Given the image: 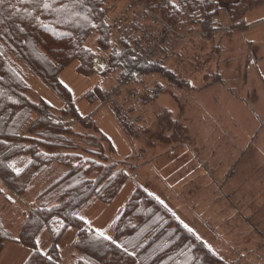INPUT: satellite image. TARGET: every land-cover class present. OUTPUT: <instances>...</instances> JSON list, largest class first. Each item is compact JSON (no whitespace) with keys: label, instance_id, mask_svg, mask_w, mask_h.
<instances>
[{"label":"rangeland","instance_id":"374dc122","mask_svg":"<svg viewBox=\"0 0 264 264\" xmlns=\"http://www.w3.org/2000/svg\"><path fill=\"white\" fill-rule=\"evenodd\" d=\"M174 2L178 15L176 21L167 23L137 0H104L112 24L140 26L141 31L134 35L144 41L143 28L154 37L160 32L168 36L157 59L173 77L166 78L167 72L152 73L142 80L125 81L119 78L118 66L116 74L104 68L86 76L78 72L76 61L60 73L80 116L110 140L113 157L128 160L123 168L129 176L113 199L92 201L80 216L88 227L112 238L116 218L140 186L229 264H264V57L254 60L249 48L254 52L259 48L256 45H263L264 49V3L247 13L238 31L228 29V0H218L219 27L208 32L203 30L200 11L183 0ZM113 33L116 40L122 35L118 29ZM94 40L92 35L87 43L94 46ZM147 52H142L143 59H153L154 54ZM104 55L99 53L96 68L106 63ZM17 65L26 75L30 100L43 99L55 111L63 107L53 89L28 74L22 64ZM121 82L128 89L143 91L146 98L143 105L134 107L120 90L119 103L128 111V118L113 113L109 103H102L104 98L89 100L85 96L95 86L107 91ZM163 109L171 111L176 123L162 139L156 134V113ZM119 117L131 123L133 132L124 130ZM65 125L72 128L80 146L91 142L85 141L86 134L100 136L78 121ZM108 148L104 141L103 153L111 156ZM82 154L90 155L83 150ZM65 170L53 164L48 173L34 176L21 195L0 179L2 228L17 238L26 214L38 203L37 196ZM55 230L57 225L42 231L37 238L39 249L45 251L53 244L61 264H76L80 256L73 247L77 230L68 226L57 239ZM29 252L20 243L5 241L0 264H23Z\"/></svg>","mask_w":264,"mask_h":264},{"label":"trees","instance_id":"16d2710c","mask_svg":"<svg viewBox=\"0 0 264 264\" xmlns=\"http://www.w3.org/2000/svg\"><path fill=\"white\" fill-rule=\"evenodd\" d=\"M183 1L201 12L204 31L218 29V0ZM137 2L167 23L176 21L178 7L174 0ZM263 3L228 0V29L243 27L247 13ZM114 29L122 33L117 40ZM140 31L138 25L121 27L109 22L104 0H0V179L21 195L34 176L48 173L53 164L66 168L37 196L38 203L26 214L17 238L0 224V250L5 241L27 247L30 252L23 264H61L53 244L41 251L37 243L42 231L54 225L58 228L54 231L56 239L68 226L77 230L73 247L80 256L76 264H229L140 186L116 218L112 238L88 227L80 216L92 201L113 199L129 176L123 168L128 160L113 157L110 140L80 116L59 76L72 61L77 62L82 75L92 74L101 52L105 54L106 72L114 74L117 66L121 68L120 80L135 82L152 73L166 72V78L173 77L157 59L168 36L157 46L154 58L148 60L142 54L148 50L146 42L134 35ZM92 35L94 46L87 43ZM17 62L53 89L63 100V107L55 111L43 99L30 100L26 75ZM104 92L103 87L95 86L85 96L101 101ZM172 118L168 109L156 113L157 136L163 139L175 128ZM75 121L100 136L88 133L85 141L91 142L80 146L72 128L65 125ZM119 121L127 133L133 132L125 118L119 117ZM104 141L111 156L103 153ZM82 150L90 155L84 157Z\"/></svg>","mask_w":264,"mask_h":264},{"label":"built area","instance_id":"2783aa9c","mask_svg":"<svg viewBox=\"0 0 264 264\" xmlns=\"http://www.w3.org/2000/svg\"><path fill=\"white\" fill-rule=\"evenodd\" d=\"M142 34H143L145 41L148 42V45H149L147 54L149 56H153L157 46L161 43V41L165 37V33L160 32L157 34V37H154L151 35L150 30H148L147 28H143ZM104 68H105L104 65H100L99 68H96V69L103 70ZM120 90L124 91L127 101L130 103L131 106H134V107H139L143 105L146 101V98H145L143 91L139 89H133V88L128 89L125 87L123 82L118 83L112 89L105 91L104 100L102 103L103 104L109 103L113 113L120 112L124 117L128 118V111L124 110L123 106H121L119 103Z\"/></svg>","mask_w":264,"mask_h":264},{"label":"crops","instance_id":"0c3cea01","mask_svg":"<svg viewBox=\"0 0 264 264\" xmlns=\"http://www.w3.org/2000/svg\"><path fill=\"white\" fill-rule=\"evenodd\" d=\"M230 30H231V29H230ZM234 30H237V29H234ZM240 30H242V28H238V31H240ZM248 43H251L252 46H253V45H256V44H253L252 42H249V41H248ZM251 44H250V45H251ZM256 46H258L259 48L253 49L254 52L252 51L251 46H249V48H250V50H251V52H252V54H253V59H254V60H257L258 58L260 59V58L264 57V49L262 50L263 45H256ZM259 59H258V60H259ZM103 60H104V59H103ZM103 62H104V61H103ZM102 64H103L104 67H105V64H106V63H102ZM255 67H256V69L258 70V68H257V61H256V64H255ZM94 68L96 69L95 66H94Z\"/></svg>","mask_w":264,"mask_h":264}]
</instances>
